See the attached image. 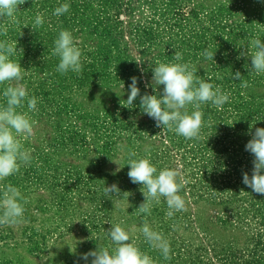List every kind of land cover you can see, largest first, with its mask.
<instances>
[{
  "label": "rangeland",
  "instance_id": "374dc122",
  "mask_svg": "<svg viewBox=\"0 0 264 264\" xmlns=\"http://www.w3.org/2000/svg\"><path fill=\"white\" fill-rule=\"evenodd\" d=\"M63 3L69 12L54 16ZM37 13L44 24L33 30ZM16 16L19 23H9L0 40L23 48L13 59L27 71L22 83L38 111L29 113L34 135L21 138L31 163L0 182L28 200L22 223L0 226V264H85L80 254L108 246L106 231L117 223L135 226L133 240L155 264H264V195L243 183L253 169L245 150L250 126L252 133L264 128V74L250 70V58L237 59L252 39L264 40V0H26ZM61 29L72 32L86 57L79 74L56 71L52 49ZM205 49L216 51L214 61L201 55ZM175 52L231 93L222 111L202 105L199 140L156 127L139 98L132 108L124 102L133 76L141 95L156 94L152 68L176 62ZM237 71L249 87L232 79ZM129 151L187 181L179 193L184 211L168 218L162 198L147 217L169 241L170 260L138 231L144 214L136 209L145 198L127 175ZM114 183L122 194L109 199L103 189Z\"/></svg>",
  "mask_w": 264,
  "mask_h": 264
},
{
  "label": "clouds",
  "instance_id": "9594fccd",
  "mask_svg": "<svg viewBox=\"0 0 264 264\" xmlns=\"http://www.w3.org/2000/svg\"><path fill=\"white\" fill-rule=\"evenodd\" d=\"M25 3L26 0H0L2 21L0 35L7 37V25L19 23L16 14L19 12V6ZM69 10L70 4L63 3L54 9L53 15L60 17ZM43 24V14L37 13L31 25L32 29L36 30ZM17 45V40L7 38L0 40V85H4L2 95L5 101L0 103V182L19 173L22 165H29L32 161V150L24 147L21 138L27 140L34 135L36 122L29 113L38 111V100L34 95H29L26 85L22 83L27 71L13 59L18 54H23V48H18ZM215 52L205 49L201 55L207 60L214 61ZM52 55L59 58L57 72L61 74L69 71L77 74L82 72V61L86 57H83L82 50L71 31L66 29L59 31L54 40ZM241 56L250 58L252 72L256 75L264 74V40L259 37L252 39L250 48L247 47L246 51L241 52L237 59ZM174 60L176 62L157 61L156 66L152 68L151 86L156 94L145 92L141 95L138 78L131 77V84L128 86L130 92L124 102L128 108H132L133 102L139 98L142 112L155 121L156 127L174 131L187 140H199L202 138L201 130L205 126L202 105L210 104L222 111L224 105L230 102L231 93L210 82L211 77L203 79L198 76L197 68L191 62H183L182 53L175 52ZM242 77L239 71L232 74L233 80L241 81V87H249L248 81ZM160 85L163 86L162 92L157 90ZM148 86L145 85L146 88ZM121 87L124 88L123 82ZM25 105L28 111H23ZM251 127L249 132L251 139L245 145V150L254 156L253 169L251 177L247 172L243 173V183L253 192L264 195V128H255L252 133ZM128 157L127 165L130 168L127 175L132 183L142 185L141 192L145 198L136 209L137 215L144 214L143 223L138 231L151 249L159 251L165 261L170 260L169 241L162 233L153 230L147 217L151 215L153 205H159L162 198L167 204L168 218L184 211L185 200L179 193L187 181L177 169L165 167L158 170L150 158L139 157L135 151H129ZM119 170L118 168L117 172ZM103 192L109 199L119 198L122 194L115 183L105 186ZM123 194L127 197L131 195L127 191ZM27 203L28 200L18 188L11 184L0 185V226L22 223ZM136 230L135 226L129 230L120 223L112 224L106 231L110 244L98 245L95 250L80 254V259L85 264H89V258L90 264H155L153 258L142 251L133 240L131 232Z\"/></svg>",
  "mask_w": 264,
  "mask_h": 264
}]
</instances>
